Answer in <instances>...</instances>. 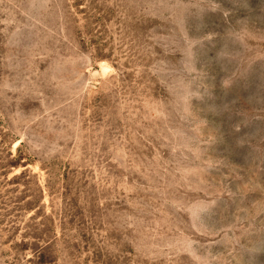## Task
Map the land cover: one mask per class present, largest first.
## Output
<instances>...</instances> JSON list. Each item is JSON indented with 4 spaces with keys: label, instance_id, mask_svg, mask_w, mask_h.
Wrapping results in <instances>:
<instances>
[{
    "label": "rangeland",
    "instance_id": "374dc122",
    "mask_svg": "<svg viewBox=\"0 0 264 264\" xmlns=\"http://www.w3.org/2000/svg\"><path fill=\"white\" fill-rule=\"evenodd\" d=\"M0 264H264V0H0Z\"/></svg>",
    "mask_w": 264,
    "mask_h": 264
}]
</instances>
